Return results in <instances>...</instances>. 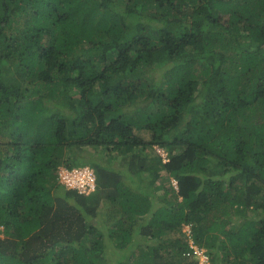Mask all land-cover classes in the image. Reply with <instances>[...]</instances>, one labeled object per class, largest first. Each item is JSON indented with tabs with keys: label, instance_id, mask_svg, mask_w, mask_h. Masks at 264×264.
<instances>
[{
	"label": "trees",
	"instance_id": "trees-1",
	"mask_svg": "<svg viewBox=\"0 0 264 264\" xmlns=\"http://www.w3.org/2000/svg\"><path fill=\"white\" fill-rule=\"evenodd\" d=\"M0 233V264H264V0H0Z\"/></svg>",
	"mask_w": 264,
	"mask_h": 264
},
{
	"label": "built area",
	"instance_id": "built-area-1",
	"mask_svg": "<svg viewBox=\"0 0 264 264\" xmlns=\"http://www.w3.org/2000/svg\"><path fill=\"white\" fill-rule=\"evenodd\" d=\"M95 177L91 171L87 169L67 171L62 169L59 171V182L67 188L76 189L79 193L88 194L94 190ZM175 186V183H173ZM189 233V230L187 231ZM190 235L188 236V238ZM189 247L192 250L186 256L190 259L197 261L198 264H210L203 251L193 245L192 241L189 242Z\"/></svg>",
	"mask_w": 264,
	"mask_h": 264
},
{
	"label": "clouds",
	"instance_id": "clouds-1",
	"mask_svg": "<svg viewBox=\"0 0 264 264\" xmlns=\"http://www.w3.org/2000/svg\"><path fill=\"white\" fill-rule=\"evenodd\" d=\"M159 154V153H158ZM161 157H162V159L165 161V159L167 158V155H166V153H164V151L162 150V152H161V154H159ZM62 169H65V170H67L66 168H63V167H60L59 168V171L60 170H62ZM82 169H87V170H89V171H91V173L94 175V173H93V171H92V169H90V168H88V167H83V168H79V169H72V170H82ZM59 171H58V181H59ZM67 171H71V170H67ZM94 177H95V175H94ZM173 183H175V186L173 185ZM94 184H95V181H94ZM172 186H173V188L174 189H177V183L174 181V180H172ZM63 185V184H62ZM67 188V187H66ZM67 189H73V188H67ZM74 190H76V189H74ZM94 190H95V187H94ZM93 190V191H94ZM77 191V190H76ZM92 191V192H93ZM78 192V191H77ZM92 192H90V193H92ZM90 193H88V194H90ZM83 195H88V194H84V193H82ZM185 227H187V226H185ZM184 227V228H185ZM183 228V229H184ZM188 229H186V231H184V234L185 235H187L186 237V240L188 239V236L190 235V233H187V231L189 230V227H187ZM189 232H190V230H189Z\"/></svg>",
	"mask_w": 264,
	"mask_h": 264
},
{
	"label": "rangeland",
	"instance_id": "rangeland-1",
	"mask_svg": "<svg viewBox=\"0 0 264 264\" xmlns=\"http://www.w3.org/2000/svg\"><path fill=\"white\" fill-rule=\"evenodd\" d=\"M10 78H11L10 73H5V74H4V80H8V79H10ZM156 152L159 153V154H161L162 150L156 148ZM186 229H188V228L185 227V228L183 229V232L186 231ZM1 236H2V234L0 233V237H1ZM186 236H187V235H186Z\"/></svg>",
	"mask_w": 264,
	"mask_h": 264
}]
</instances>
